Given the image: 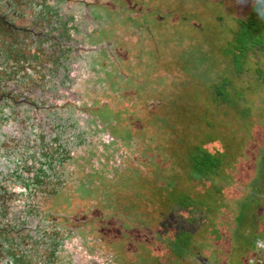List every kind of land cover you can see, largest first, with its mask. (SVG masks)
Here are the masks:
<instances>
[{
  "label": "rangeland",
  "instance_id": "obj_1",
  "mask_svg": "<svg viewBox=\"0 0 264 264\" xmlns=\"http://www.w3.org/2000/svg\"><path fill=\"white\" fill-rule=\"evenodd\" d=\"M254 10L0 0V264H264Z\"/></svg>",
  "mask_w": 264,
  "mask_h": 264
},
{
  "label": "trees",
  "instance_id": "obj_2",
  "mask_svg": "<svg viewBox=\"0 0 264 264\" xmlns=\"http://www.w3.org/2000/svg\"><path fill=\"white\" fill-rule=\"evenodd\" d=\"M255 13H257V12H255V10H254V12H253V15L255 14ZM248 17V16H247ZM257 17H264V13L262 14V13H257V16H255V18H257ZM247 19V18H246ZM246 22V21H245ZM243 23V22H242ZM242 23L240 24V26H239V30L242 28ZM239 30H238V32H239ZM237 32V33H238ZM239 35L240 34H238V36H236V38H237V40L239 39ZM2 87V86H1ZM218 87V86H217ZM218 91V90H217ZM21 93V92H20ZM182 248H183V246H182Z\"/></svg>",
  "mask_w": 264,
  "mask_h": 264
}]
</instances>
